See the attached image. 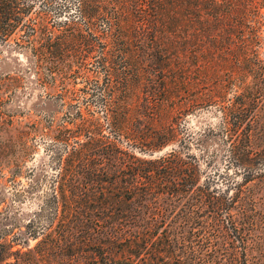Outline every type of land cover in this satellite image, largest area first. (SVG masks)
Listing matches in <instances>:
<instances>
[{"label": "trees", "instance_id": "obj_1", "mask_svg": "<svg viewBox=\"0 0 264 264\" xmlns=\"http://www.w3.org/2000/svg\"><path fill=\"white\" fill-rule=\"evenodd\" d=\"M205 2L203 4H209L216 13L224 3L221 0ZM226 3L224 14L233 19L234 24H230L223 35L217 31L212 34L217 43L214 52L225 62L219 68L225 66L227 69L232 65V45L238 44L242 62L237 60L244 67L241 76L234 77V80H242L233 85L232 80L222 78L224 71L220 69L204 76L201 86L211 84L212 89L201 94L199 99L218 105L223 122L218 130L210 127L194 138L203 149V156L209 157L206 166L216 162L217 149L211 151L215 144L218 149H225L235 172L244 173L245 185L255 180L264 183V148L258 149L254 142L259 111L264 106V62L253 57L258 56L255 46L261 48L262 37L261 33L245 30L251 15L262 13L264 0H247L242 13L239 1L227 0ZM194 7L195 0H81L83 15L89 19L106 17L109 32L93 39L73 24L47 38L43 33L46 28L43 22L35 25L26 21L34 10L31 1L0 0V45L13 42L17 47H23L39 39L43 47L38 53L39 60L41 64L49 65L51 71L62 69L67 75L75 72L84 77L87 84L99 82L100 71L91 73L86 70V64L102 47L99 63L108 69L111 78L101 85L106 118L121 138H127L132 149L126 152L116 142H109L95 116L81 117L73 127L55 136L68 147L75 144L66 159L65 173L75 175L82 172L97 180H93L92 188H71L62 192V207L56 208L48 236H81L88 241L102 238L128 240L136 254L145 248L137 244L162 236L166 239V253L170 260L163 261V264H222L215 259L217 256L226 258L229 264L248 263L247 254L257 223L253 198L247 200L244 186L236 187L231 193V187L220 190L214 181H202L206 170L200 158L183 154L178 146L182 140L174 119L178 111L189 110L196 102L197 98H191V92L200 85L193 76V50L189 47L191 35L188 31L177 30L182 27L178 20L174 29H171L173 24H162L163 30L159 31L158 37L157 32L149 29L152 18H187L193 14ZM215 19L219 22V18ZM28 30L32 31L28 36L21 34ZM147 41L161 46L160 70L167 86L164 99H160L157 105L162 104L165 113H138L135 98L130 97L137 82L147 75V66H142L138 55V50L146 47ZM118 55L126 62L123 70L116 67ZM231 85L234 94L228 100ZM169 146L174 147L164 155H157ZM59 199L55 193L56 203ZM181 204L197 210L195 214L201 218V230L191 228L187 232L173 222L159 221L156 210ZM237 209L241 211L238 219L233 213ZM204 211H208L206 215H203ZM186 233L194 236L197 247L186 245ZM220 240L223 242L218 243ZM188 250L192 258L186 257ZM209 255L215 257L212 262L207 261ZM5 260L1 255L0 264ZM127 260L123 263L112 260V264L135 263L132 258Z\"/></svg>", "mask_w": 264, "mask_h": 264}, {"label": "rangeland", "instance_id": "obj_2", "mask_svg": "<svg viewBox=\"0 0 264 264\" xmlns=\"http://www.w3.org/2000/svg\"><path fill=\"white\" fill-rule=\"evenodd\" d=\"M34 10L27 16L30 23L43 22L46 26L43 33L51 37L67 29L69 25L77 24L85 34L93 39L100 34H107L109 26L106 17L89 19L81 11V0H29ZM206 0H195L194 12L187 18H156L150 19L151 32L163 30L162 24L178 23L182 25L178 31L189 32L191 40L189 47L193 50L191 63L193 76L200 85L191 92V98L196 102L189 110L178 111L174 119L180 132L179 150L183 154L199 157L202 167L206 170L202 174V181L209 179L215 182L216 188L225 190L231 187V193L236 187L244 186L245 196L252 197L254 214L257 223L254 238L247 254V264H264V183L255 180L245 185L244 173H236L230 165V158L225 149L211 146V151L217 149V159L214 165L206 166L209 157L203 156V149L199 147L194 136L208 128L218 130L223 122L221 108L214 103L199 99L201 94H207L212 89L211 84H203L201 80L219 71V65L224 59L215 54L217 43L212 34L216 31L223 35L231 27L233 19L226 14V1L216 11L204 5ZM239 1L241 13L244 2ZM241 5V6H240ZM208 7V8H207ZM218 16V17H217ZM252 19L245 30L261 33L262 44L258 49L259 60L264 62V9L261 14L251 15ZM215 18H219V22ZM231 24V25H230ZM37 29V28H36ZM243 31V30H239ZM28 32H21L28 36ZM181 32V34H182ZM185 36L186 34H182ZM150 39V38H149ZM223 46V40L220 41ZM146 47L138 50L142 66H147V75L137 82L136 89L130 94L135 98L138 113L164 111L162 104L157 102L164 99L166 82L161 74V46L147 41ZM222 45L220 47H222ZM43 49L41 41H33L23 47L0 45V256L5 257L1 264H112V260L127 262L134 259L132 264H163L170 261L167 258V242L165 237H153L137 244L145 247L136 254L132 250V243L128 240L98 239L88 241L81 236L65 238L60 235L48 236V229L54 218L57 206L62 207V192L69 189L86 190L93 187L94 177L86 173H65L66 159L70 147L55 136L73 124L81 117L99 118L103 135L110 142H116L123 151L130 152L127 138L122 137L111 128L106 118L101 85L110 81L108 69L99 63L102 47L86 64V70L100 71L98 81L87 84L84 77L72 72L65 74L64 70L51 71L47 64H41L39 50ZM232 65L222 67L221 76L225 81H233V85L240 83L234 77L241 76L244 65L241 61L242 52L238 44L232 45ZM240 56V57H239ZM227 59V58H226ZM223 61V63H222ZM242 62V61H241ZM116 67L123 70L126 62L118 55L115 58ZM235 71V74L233 73ZM245 79V77H244ZM98 80V79H97ZM251 81V78L248 79ZM230 86L227 99L233 97L234 91ZM71 93V94H70ZM70 95V96H69ZM159 99V100H158ZM148 107V110L145 108ZM147 114V115H148ZM259 126L254 138L255 147L264 148V106L259 111ZM174 146H169L157 155L168 153ZM115 169V168H114ZM62 174L67 176L62 177ZM62 179V180H61ZM95 179L94 181H96ZM55 193L59 195V203L54 200ZM59 204V205H58ZM196 209L189 205L176 207H160L155 213L163 223L173 222L187 232L195 228L201 230L200 220ZM208 211H204L206 215ZM237 219L241 211L233 212ZM225 225H227L225 223ZM228 227V225H227ZM35 236L37 238H35ZM186 245L197 247L194 236L186 233ZM220 240L218 243H222ZM177 251L180 253L179 248ZM186 255L192 258V253ZM183 252V251H182ZM137 256H134V255ZM212 262L213 255L206 256ZM222 264H229L226 258H215Z\"/></svg>", "mask_w": 264, "mask_h": 264}]
</instances>
